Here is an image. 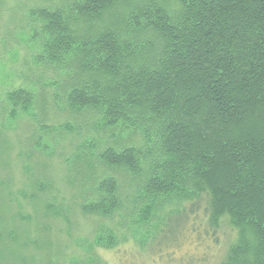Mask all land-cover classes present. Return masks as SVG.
<instances>
[{
    "label": "trees",
    "instance_id": "1",
    "mask_svg": "<svg viewBox=\"0 0 264 264\" xmlns=\"http://www.w3.org/2000/svg\"><path fill=\"white\" fill-rule=\"evenodd\" d=\"M76 7V15L32 11L47 36L39 60L67 61L87 78L68 91L71 110L99 111L106 129L128 123L155 146L122 144L100 156L138 190L139 220H162L146 254L173 263L183 238L194 236L202 251L177 264H264V0H81ZM8 101L11 117L32 107L24 88ZM96 191L98 200L81 204L85 215H112L127 196L113 175L99 178ZM8 232L0 228V243ZM23 235L14 239L19 250ZM213 248L219 254L210 255ZM42 249L41 264H53L52 244ZM19 250L16 263L37 264Z\"/></svg>",
    "mask_w": 264,
    "mask_h": 264
},
{
    "label": "rangeland",
    "instance_id": "2",
    "mask_svg": "<svg viewBox=\"0 0 264 264\" xmlns=\"http://www.w3.org/2000/svg\"><path fill=\"white\" fill-rule=\"evenodd\" d=\"M80 1L0 0V228L9 229L3 235L9 239L0 243V264H19L12 255L15 247L19 250L14 239L26 232L19 251L28 263L33 257L41 264L43 243H49L53 264H177L175 258L202 251L196 238H183L173 263L157 253L148 256L151 234L162 220L155 215L141 222V200L134 197L139 192L127 173L101 162L107 147L144 149L146 138L128 123L104 128L99 111L71 110L68 91L76 79L82 83L87 78L76 76L67 61L39 60L47 36L32 11L66 8L76 15ZM20 88L31 93L32 107L17 108L11 117L8 93ZM106 175L115 176L127 196L112 215H85L81 204L99 199L96 182ZM213 252L219 254V249L209 254Z\"/></svg>",
    "mask_w": 264,
    "mask_h": 264
}]
</instances>
